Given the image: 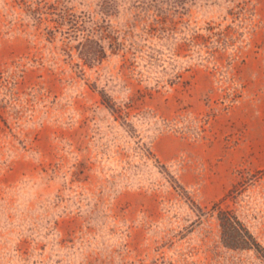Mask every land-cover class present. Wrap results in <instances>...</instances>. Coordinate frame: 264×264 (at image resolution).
<instances>
[{
	"label": "rangeland",
	"instance_id": "1",
	"mask_svg": "<svg viewBox=\"0 0 264 264\" xmlns=\"http://www.w3.org/2000/svg\"><path fill=\"white\" fill-rule=\"evenodd\" d=\"M0 264H264V0H0Z\"/></svg>",
	"mask_w": 264,
	"mask_h": 264
},
{
	"label": "trees",
	"instance_id": "2",
	"mask_svg": "<svg viewBox=\"0 0 264 264\" xmlns=\"http://www.w3.org/2000/svg\"><path fill=\"white\" fill-rule=\"evenodd\" d=\"M232 193L233 191L214 205V208L218 210V222L221 228L223 243L231 249H256L258 244L248 228L232 211L221 208L222 203L230 198Z\"/></svg>",
	"mask_w": 264,
	"mask_h": 264
}]
</instances>
